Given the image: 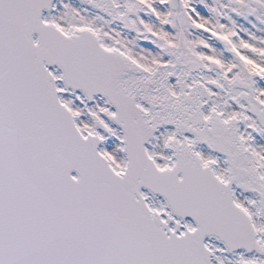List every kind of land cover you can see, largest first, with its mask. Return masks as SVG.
<instances>
[{
	"label": "snow or ice",
	"instance_id": "obj_1",
	"mask_svg": "<svg viewBox=\"0 0 264 264\" xmlns=\"http://www.w3.org/2000/svg\"><path fill=\"white\" fill-rule=\"evenodd\" d=\"M0 264H264V0H0Z\"/></svg>",
	"mask_w": 264,
	"mask_h": 264
}]
</instances>
